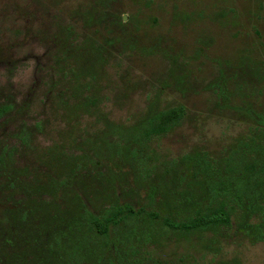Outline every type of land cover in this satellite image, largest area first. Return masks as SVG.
I'll use <instances>...</instances> for the list:
<instances>
[{"label": "rangeland", "instance_id": "374dc122", "mask_svg": "<svg viewBox=\"0 0 264 264\" xmlns=\"http://www.w3.org/2000/svg\"><path fill=\"white\" fill-rule=\"evenodd\" d=\"M108 38L127 43L110 48L86 79L64 76L70 68L92 67L90 59L72 58L74 48ZM176 59L189 79L183 86H177L181 71L170 75ZM240 62L260 73L253 90L250 76L240 82L250 88L244 100L264 111V0H0V104L13 107L0 122V151L18 146L19 134L31 131L29 146L20 144L13 159L23 185L10 186L0 172V205L32 204L38 196L29 197L25 181L45 183L59 174L64 166L55 154L64 151L65 160L71 150L94 156L101 132L133 125L153 104L183 105L188 112L181 127L154 144L160 157L217 149L245 129L232 108L219 106L212 87L227 63ZM64 89V106L84 100L87 106L69 116L58 98ZM236 101L241 98L231 104ZM158 240L146 251L164 264H184L180 259L188 253L196 264H264V243L235 240L205 250L201 243Z\"/></svg>", "mask_w": 264, "mask_h": 264}, {"label": "trees", "instance_id": "16d2710c", "mask_svg": "<svg viewBox=\"0 0 264 264\" xmlns=\"http://www.w3.org/2000/svg\"><path fill=\"white\" fill-rule=\"evenodd\" d=\"M117 43L127 42L108 38L74 48L72 58L90 59L92 67L78 73L70 68L64 76L86 79L85 73L103 65ZM171 63L170 75L179 74L180 61ZM226 68L212 87L219 106L232 108L245 126L242 133L217 149L160 157L154 144L181 127L188 112L183 105L162 109L153 104L133 125H110L101 132L94 156L84 150H71L66 160L64 151L55 154L64 166L59 174L45 183L25 181L29 197L37 200L13 208L0 205V264H164L146 251L150 244H161L160 238L201 243L205 250L223 249L235 240L264 243V111L244 100L261 76L242 62ZM241 76L251 77L250 88ZM178 77L177 86L189 80L183 70ZM76 79L73 84L69 79V87L77 92ZM67 91L58 98L73 116L87 103L64 106ZM237 97L241 101L232 105ZM12 110L11 102L0 104V122ZM30 136L31 131L20 133L18 146L0 151V172L10 186L23 185L12 171L13 159L20 144L29 146ZM180 260L196 264L189 253Z\"/></svg>", "mask_w": 264, "mask_h": 264}]
</instances>
